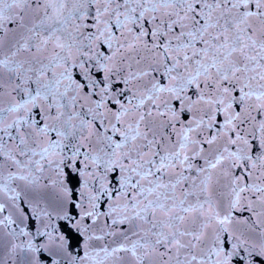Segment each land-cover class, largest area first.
<instances>
[{"label": "snow or ice", "instance_id": "1", "mask_svg": "<svg viewBox=\"0 0 264 264\" xmlns=\"http://www.w3.org/2000/svg\"><path fill=\"white\" fill-rule=\"evenodd\" d=\"M0 264H264V0H0Z\"/></svg>", "mask_w": 264, "mask_h": 264}]
</instances>
